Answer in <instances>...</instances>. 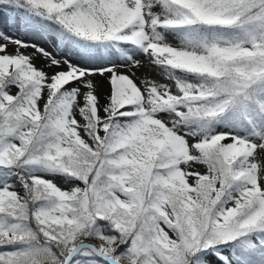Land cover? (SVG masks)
<instances>
[{"label":"snow or ice","instance_id":"obj_1","mask_svg":"<svg viewBox=\"0 0 264 264\" xmlns=\"http://www.w3.org/2000/svg\"><path fill=\"white\" fill-rule=\"evenodd\" d=\"M0 264H264V0H0Z\"/></svg>","mask_w":264,"mask_h":264},{"label":"rangeland","instance_id":"obj_2","mask_svg":"<svg viewBox=\"0 0 264 264\" xmlns=\"http://www.w3.org/2000/svg\"><path fill=\"white\" fill-rule=\"evenodd\" d=\"M25 39H27V37H25ZM44 47L48 48L49 51H52V47L51 45H48V44H45L43 45ZM140 59H143V57H140ZM45 63L44 59L40 56H37V59H36V64L37 66H43V64ZM145 64L147 65V62L145 61ZM141 73H147L153 77H156L157 79H160V77L157 75V70L154 69V68H149V67H144V68H141L139 70V72L137 73L138 75L141 74ZM62 183V181L60 182Z\"/></svg>","mask_w":264,"mask_h":264}]
</instances>
